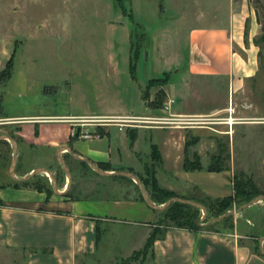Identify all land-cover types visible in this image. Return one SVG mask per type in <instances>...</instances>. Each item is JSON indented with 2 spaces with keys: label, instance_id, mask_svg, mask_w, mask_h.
Returning a JSON list of instances; mask_svg holds the SVG:
<instances>
[{
  "label": "rangeland",
  "instance_id": "obj_1",
  "mask_svg": "<svg viewBox=\"0 0 264 264\" xmlns=\"http://www.w3.org/2000/svg\"><path fill=\"white\" fill-rule=\"evenodd\" d=\"M249 4L259 24L255 43L260 49V71L256 79L248 81L245 89L235 95L226 77H205L186 71L193 58L192 30L228 24L229 0H0V135H10L18 141L16 174L24 176L34 168L47 167L54 171L58 187L63 190L67 176L55 153L65 145H73L78 129L77 138L82 140L101 138L110 131L112 136L125 133L133 147L137 137L134 128L129 125L121 128L105 121L130 115L169 116L168 111L160 109L173 97L176 99L173 114L202 121L193 126L213 133L212 136L202 133L212 140V146L202 148L199 136L191 130L186 133V142L191 143L187 149L190 161H197L201 170L207 171L211 164H217L214 158L220 152V144L225 146L222 163L227 170L222 172L228 177L230 194L212 198L199 196L197 192L199 200L194 201L232 197L227 213L243 205L233 198L234 183L238 180H252L264 192V0H249ZM169 84L172 93L164 89ZM232 116L236 124L230 126L225 122ZM16 118L73 121V125L65 128L70 132L65 139L66 132L58 127L13 123ZM82 133H89L90 137L84 138ZM153 138L150 132L141 135L139 154L124 153L127 149L122 156L113 154L112 163L125 167L112 169L109 163L105 164L110 170L137 172L148 181L149 190L153 189L154 177L160 188L181 197L187 191L182 184L171 182L174 190L164 187L165 175L158 173L160 164L152 160ZM93 141L86 143L98 145L106 152L107 140ZM12 154L11 142L2 141L3 184L13 181L9 175ZM63 157L73 177L66 198L143 196L134 181L121 176H101L68 152ZM166 160L171 165L175 159L166 157ZM129 163L131 168L126 166ZM31 183H40L50 196L54 194L47 174H40ZM202 215L200 210V220ZM229 217L227 223L218 227L232 225L233 230L252 235L254 247H259L264 236V201ZM164 218L163 211H159L154 230L163 228ZM212 219L208 215L206 221ZM128 231L121 224L103 228L99 257L105 247L111 250L108 259L120 254L127 243L122 234ZM139 252L119 257L112 264H141L144 255ZM101 262L110 264L105 259Z\"/></svg>",
  "mask_w": 264,
  "mask_h": 264
},
{
  "label": "crops",
  "instance_id": "obj_2",
  "mask_svg": "<svg viewBox=\"0 0 264 264\" xmlns=\"http://www.w3.org/2000/svg\"><path fill=\"white\" fill-rule=\"evenodd\" d=\"M229 1L231 11L228 24L192 30L193 58L186 71L205 77H226L229 89L238 95L248 81L257 78L260 71V49L255 43L259 24L249 0ZM164 89L167 93L173 90L170 84ZM154 116L161 117L157 113ZM13 120H16L13 123H43L58 127L61 132H66L65 128L73 125V121ZM130 127L137 133L133 147L125 133L112 136L110 131L101 138L82 140L76 137L73 151L96 164L109 163L112 169L123 168L122 163L119 166L112 163L113 154H139V139L150 132L154 137L152 146L158 147L162 157L158 173L165 175L164 187L174 190L171 182L180 183L189 192L180 194L181 197L197 201V192L199 196L212 198L230 194L226 172L186 171L183 168L188 153L185 149L186 133L191 130L201 138L200 148L212 146L211 138L204 137L202 133L207 136L213 133L203 131V128ZM69 135L70 132H66L65 139ZM93 139H98V143L107 140L106 152L98 145L86 143ZM124 149L128 152H124ZM198 152L202 156V151ZM166 157H173L174 164H168ZM126 166L132 167L130 163ZM64 196L55 193L48 196L47 192L31 186L2 185L0 200L5 205L0 206V264H101L104 259L112 264L119 257H128L143 250L159 220V211L150 208L138 196L88 200H71ZM111 224H121L129 231L122 234L127 242L124 250L108 259L110 248L105 247L99 257V243L101 231ZM218 226L215 231L166 228L154 240L143 264H264V255L256 251L252 235L242 234L238 229L227 231Z\"/></svg>",
  "mask_w": 264,
  "mask_h": 264
},
{
  "label": "trees",
  "instance_id": "obj_3",
  "mask_svg": "<svg viewBox=\"0 0 264 264\" xmlns=\"http://www.w3.org/2000/svg\"><path fill=\"white\" fill-rule=\"evenodd\" d=\"M246 35H247V28H246ZM10 64H11V62L9 63V65ZM2 76L3 75L1 74V77ZM9 76H11V74H9ZM154 80L155 79L150 81L149 86L152 85ZM164 82H166V81H164ZM190 145H191V143L189 141L186 142V144H185L186 152H187V149ZM224 155H225V146L220 144V152L214 158L216 160L217 164L216 165L211 164L207 168V171L208 172H222L224 170H227L225 165L222 163V159L224 158L223 157ZM152 160H153L154 164H160L161 165V154H160L159 149L156 145L153 146ZM97 165H98V167H100L103 170H106V171L110 170L108 165L105 163H97ZM183 168L186 171H195V170H201L202 166L197 161H195V162L190 161L186 155L185 160H184V164H183ZM37 176H39V175H37ZM37 176H35L34 178H32L31 180L26 181V182H16L13 180L10 182V184L13 185L14 187L31 186V187H34L35 189H37L38 191L47 192L48 196H50L51 193L49 192V190L46 187H44L40 183H37V184L31 183ZM138 177L144 183V185H145L146 189L148 190L152 200L154 202H156L157 204H164L170 198L178 197L177 194H175L174 192L160 188L157 184V180L154 177L152 179V187H153L152 190H149V188H148V181H145L140 175H138ZM123 179H126L128 181L130 180L131 182H133L131 179H127L125 177ZM2 185L3 184L0 182V189H1ZM234 192H235V197H233V198H235V200L239 204H241V203L245 204V203L251 201L252 199H254L255 197H257L259 195H264V192L261 189H259L252 180H246V181L245 180H238L237 182L234 183ZM141 199L143 201H145L143 196L141 197ZM231 200H232V197H230L229 199H222V200L221 199L212 200L208 197L206 202L201 201V203H203L207 207L208 215L209 216L212 215V217L215 218V217H218L221 214L225 213L227 211V209H229L231 207V204H232ZM1 205H5V204L3 201L0 200V206ZM163 213L165 214L164 220L161 221L163 228L159 229V227H157L151 233L150 237L148 238V241H147L144 249L139 252L141 255H144V258H143L141 264H143V261L146 259L147 255L149 254L154 240L158 236H161L162 232L168 227H178V228H185V229H189V230L206 229L209 231H215V230H217V228H216L217 225L227 223L230 220V217H228V218H225L221 222L201 226L199 224L200 217L198 216V214L200 213V209L193 207V206H190V205L178 203V202L172 204L165 211H163ZM213 213H214V215H213ZM224 230L231 231V230H233V226L232 225L227 226V228H224ZM256 251L261 254L259 247H256ZM139 253H138V255H139Z\"/></svg>",
  "mask_w": 264,
  "mask_h": 264
},
{
  "label": "water",
  "instance_id": "obj_4",
  "mask_svg": "<svg viewBox=\"0 0 264 264\" xmlns=\"http://www.w3.org/2000/svg\"><path fill=\"white\" fill-rule=\"evenodd\" d=\"M79 135H80V129H78L76 136L79 137ZM5 140L10 141L11 145L13 147V154H12V159H11V164H10V169H9L10 177L16 182H26V181L31 180L32 178H34L37 175H40L42 173H46L52 182L53 192L57 195H60V196H64L69 191V189L71 188V185L73 183L72 173H71L70 168L68 167V165L66 163V160L63 157V152H68L71 155L75 156V158H77L78 160L87 163L95 172H97L101 176H104V177L121 176V177H125V178L131 179L132 181H134L137 184V186L139 187L147 205L154 210L165 211L168 207H170L172 204H174L176 202L186 204V205H190V206H193V207L200 209L203 212L202 218L199 222V224L201 226L218 223V222L224 220L225 218H228L229 216L243 212L246 209L252 207L253 205L258 204L261 201H264V195H259V196L255 197L254 199H252L251 201L243 204L242 206H240L236 210L229 211V212H227L221 216H218V217H216L210 221H206L208 218V209L204 204L197 202V201H194V200H191V199H188V198H183V197H172L168 201H166L164 204H157L156 202H154L152 200V198L150 197V194H149L148 190L146 189L144 183L141 181V179L138 177V175L135 172L103 170L100 167H98V165L95 162H93L92 160L85 158V157H81L78 154L74 153L72 146H69V145H65V146L59 148L55 153V156H56L58 162L60 163L63 171L65 172V174L67 176V185H66L65 189L60 190L58 187L57 179L55 178L54 171H52L51 169H49L47 167L34 168L31 172L27 173L26 175L18 176L16 174V168H17V163H18V158H19L18 142H17L16 138H14L10 135H6V134L0 135V143L2 141H5ZM259 249H260L261 254L264 255V236L260 240Z\"/></svg>",
  "mask_w": 264,
  "mask_h": 264
},
{
  "label": "built area",
  "instance_id": "obj_5",
  "mask_svg": "<svg viewBox=\"0 0 264 264\" xmlns=\"http://www.w3.org/2000/svg\"><path fill=\"white\" fill-rule=\"evenodd\" d=\"M176 104V99L170 97L167 102L164 103L163 110L169 112V116H144V115H130L127 117L113 118L111 120H106L107 124L114 123L115 125H119L121 128L124 126H132V127H140V126H157V127H181V128H195L200 126L203 123L202 121H195L193 117H186L185 115H177L173 114L171 110L174 108ZM212 123H216L212 122ZM227 124V123H226ZM165 125V126H164ZM176 125V126H174ZM180 125V126H178ZM232 126V124H229ZM82 137L89 138V133H82Z\"/></svg>",
  "mask_w": 264,
  "mask_h": 264
},
{
  "label": "bare ground",
  "instance_id": "obj_6",
  "mask_svg": "<svg viewBox=\"0 0 264 264\" xmlns=\"http://www.w3.org/2000/svg\"><path fill=\"white\" fill-rule=\"evenodd\" d=\"M226 122H228V123H230V124H232V125H233L234 123H236V122H235V119H234L233 116L230 117V118H228V121H226ZM226 122H225V123H226ZM42 174H43V173H42ZM44 174H46V173H44Z\"/></svg>",
  "mask_w": 264,
  "mask_h": 264
},
{
  "label": "flooded vegetation",
  "instance_id": "obj_7",
  "mask_svg": "<svg viewBox=\"0 0 264 264\" xmlns=\"http://www.w3.org/2000/svg\"><path fill=\"white\" fill-rule=\"evenodd\" d=\"M1 121V120H0Z\"/></svg>",
  "mask_w": 264,
  "mask_h": 264
}]
</instances>
